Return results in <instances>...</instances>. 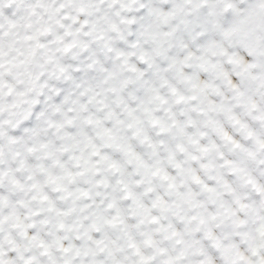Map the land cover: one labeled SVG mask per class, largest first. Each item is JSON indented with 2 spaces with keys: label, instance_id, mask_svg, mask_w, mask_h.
I'll list each match as a JSON object with an SVG mask.
<instances>
[{
  "label": "clouds",
  "instance_id": "9594fccd",
  "mask_svg": "<svg viewBox=\"0 0 264 264\" xmlns=\"http://www.w3.org/2000/svg\"><path fill=\"white\" fill-rule=\"evenodd\" d=\"M0 264H264V0H0Z\"/></svg>",
  "mask_w": 264,
  "mask_h": 264
}]
</instances>
